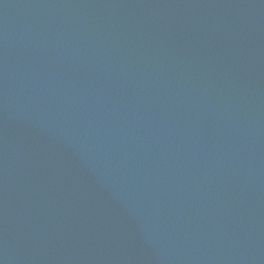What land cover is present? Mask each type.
<instances>
[{
	"label": "water",
	"instance_id": "1",
	"mask_svg": "<svg viewBox=\"0 0 264 264\" xmlns=\"http://www.w3.org/2000/svg\"><path fill=\"white\" fill-rule=\"evenodd\" d=\"M0 264H264V0H0Z\"/></svg>",
	"mask_w": 264,
	"mask_h": 264
}]
</instances>
